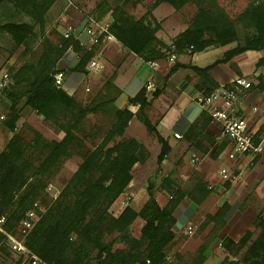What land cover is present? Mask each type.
Wrapping results in <instances>:
<instances>
[{
	"label": "trees",
	"instance_id": "1",
	"mask_svg": "<svg viewBox=\"0 0 264 264\" xmlns=\"http://www.w3.org/2000/svg\"><path fill=\"white\" fill-rule=\"evenodd\" d=\"M56 1L0 0V4L11 3L35 25H41L45 14ZM193 2H198L196 14L186 30L171 44L175 47L176 55L184 52L200 53L211 46H225L237 40L234 23L213 1L208 4L206 0H155L150 9L165 4L178 11ZM110 16L112 21L108 26V34L124 49L144 63L164 59L168 47L155 37L159 23L152 17L150 10L142 17L135 18L121 7H115ZM238 20L250 33L244 36L242 44L226 52V57L249 51H264V0L247 7ZM0 30L19 46L32 33L33 25L7 23ZM68 49L77 55L81 52L76 40L63 39L59 44L45 48L35 64H23L9 73L12 85L1 97L9 103L5 126L10 132L19 119V105H22L44 121L56 125L63 133L59 141L46 145L48 152L37 167L24 157L18 135H13L0 152V218L4 217L2 228L10 234L14 233L23 215L37 201L39 192L45 190L47 184L44 175L61 160L68 158L70 149L77 141L74 132L78 125L88 114L107 106V103L92 108L82 106L62 88L54 86L53 76L57 73V64ZM91 54L86 52L75 69H82ZM255 67L264 68V56L257 60ZM187 68L203 79L199 82V91L206 94L217 88L216 84L208 81L207 72L212 66L203 69L192 66ZM251 89L264 95V77L258 76ZM153 95L156 96L155 93ZM148 103L146 91L141 89L128 100L129 105L138 108L136 114L128 109L114 110L113 122L102 140L82 156L80 165L60 189L59 196L41 214L25 237L26 248L46 264H165L166 251L172 248L175 239L171 231L175 223L172 216L174 209L183 198L198 205L207 192L201 181L196 182L190 190H182L170 178L162 179L161 184L169 194V203L160 208L154 198V174L147 180V199L139 211L127 205L128 197L119 201L132 180V168L136 164H145L148 158L142 144L134 139H120L133 117L141 121L160 145L154 173L158 172V167L169 152L154 125L146 118L139 117ZM205 121V118H201L192 125L191 130ZM263 138L264 131L261 130L258 139ZM116 202L118 205L114 208ZM227 210L228 206L223 204L214 216L205 218L201 229L209 224H212V228L195 253L187 255L191 259L190 264H203L204 253L218 238ZM137 219L142 221L143 226L139 236L134 237L131 226ZM253 227L255 233L247 231L237 242L227 237L220 240V247L226 255L242 252V256L239 261L226 256L219 264H264V218L258 217ZM0 252L9 258L1 233Z\"/></svg>",
	"mask_w": 264,
	"mask_h": 264
},
{
	"label": "crops",
	"instance_id": "2",
	"mask_svg": "<svg viewBox=\"0 0 264 264\" xmlns=\"http://www.w3.org/2000/svg\"><path fill=\"white\" fill-rule=\"evenodd\" d=\"M154 1L145 0L140 4L148 6ZM151 15L159 23L155 37L167 47L187 28L185 22L176 20L175 10L168 5L155 6ZM69 17L67 27L73 28V37L79 43L81 55L78 57L74 51L68 49L59 60L56 69L64 76L61 88L82 106L107 103L113 110L128 109L133 114L138 108H131L128 100L141 89H145L146 97L154 99L151 102L155 116L152 124L169 148L161 163L163 167L160 165L161 169L154 173L155 166L150 169L148 167L155 164L160 145L144 132L141 125L133 123V119L130 120L124 134L142 144L149 152V158L146 164L134 166L138 181L132 176L127 192L119 201L128 197L127 205L136 212L139 211L147 199L146 181L154 174V198L160 208L169 203V194L161 184L162 179L170 178L182 190H190L196 182L201 181L207 194L200 203L197 205L188 198H183L173 211L175 223L171 231L175 239L172 249L175 257L182 254V251L195 252L212 228V224H209L201 229L205 218L214 216L226 204L228 210L223 217V227L218 238L204 253L203 264H209L212 244H216L217 251L221 248L220 240L224 237L237 242L247 231L254 230L253 225L258 217L264 218V142L261 155H241L233 157V160L228 159L231 150L229 143L218 138L217 125L192 101V97L201 92L198 87L203 79L187 67L203 69L212 66L207 72L208 81L217 87L229 85L235 77H245L251 86L255 84L258 76L264 77V68H256L255 61L235 58L233 70L229 63L222 61V55L228 49L221 47L194 54L184 52L176 55L174 64L162 60L158 62L157 69H152L124 49L112 36L110 39L106 38L99 28L92 38L88 37L83 30L85 17L80 12H72ZM66 18L69 19L68 16ZM102 21L103 25L109 26L111 16H104ZM86 52L92 53L89 60L98 59L103 63L102 71L89 72V60L82 69H75ZM147 85L153 90L147 89ZM237 109L251 130L257 133L264 131L263 94L252 89L241 93ZM201 118L207 121L198 123L191 130L192 125ZM175 134L179 138H174ZM222 168L228 170L227 179H222L219 174ZM142 194H145V198L139 199ZM136 224L140 232L143 223L137 219L132 226ZM186 225L191 227V234L187 233ZM225 256L226 253L213 257L211 264H219Z\"/></svg>",
	"mask_w": 264,
	"mask_h": 264
},
{
	"label": "rangeland",
	"instance_id": "3",
	"mask_svg": "<svg viewBox=\"0 0 264 264\" xmlns=\"http://www.w3.org/2000/svg\"><path fill=\"white\" fill-rule=\"evenodd\" d=\"M210 1L215 2L218 8L221 9L230 21L234 23L237 40L225 46L214 45L207 49L224 47L225 49H228L226 52L233 50L238 44H242L244 36L250 33V31L245 30L243 25L239 22L238 19L240 15L247 7L258 3L261 0H206L208 4H210ZM197 3L198 2L189 3L180 10L175 11L176 20H182L188 26L197 12ZM153 4L154 2L150 3L148 6H143L136 0H74L76 9L68 10L69 19L67 20L66 17L62 16L64 3L57 0L45 14L43 23L41 25H35L30 18H28L23 12L16 10L11 3L3 2L0 4V28L7 23H27L33 25V31L21 45L17 46L8 34L0 30V74L3 72L12 73L23 64H35L45 48L59 44L63 40L62 31L67 28V24H69L70 20L69 15L72 12H80L84 17H88L95 24L103 25L102 19L104 16L110 15L115 7H121V9L127 14L132 15L135 18H140L149 10L151 14L152 10L150 7L153 6ZM226 52L222 55V61L227 64L229 63V67L233 70H235V58H237V60L244 58L248 61H255L256 64L257 60L264 56V51H249L227 58ZM80 55L81 52L78 53V57H80ZM147 99H149L150 102L148 103V106L144 108L139 117L146 118L150 124L153 125L152 123L155 116L151 102L154 99ZM87 107L92 108L93 105L90 104L87 105ZM130 107L134 108L136 106L130 105ZM8 108L9 103L2 98L0 100V116L2 115L4 119L0 121V152L5 148L13 135H18L20 137L21 147L24 150V157L37 167L43 161L48 152L46 145L52 141H59V139L63 137V133L58 130L56 125L44 121L42 117L36 115L29 108L22 107V105H19V119L16 121L13 131L10 132L5 126V121L8 117ZM137 111L138 110L136 109L135 114ZM113 119L114 110L108 106H103L95 113L88 114L74 132L77 141L70 149L68 158L61 160L54 169L44 175L43 179H45V185L52 184L55 187L62 189L80 165L82 156L87 151L92 150L102 140L109 126L113 122ZM132 119L134 121L133 123L141 125L144 132H147L146 128L137 117H133ZM147 135L151 137V139H155V137L148 132ZM120 139L128 140L131 139V137L123 134ZM147 153L149 158V152L147 151ZM148 158L145 161V164L148 162ZM151 161L153 160L151 159ZM162 165L161 167H163ZM149 166L150 167L147 166L149 169L154 166L157 169L156 161L155 164L153 163ZM133 169L134 167L131 171L132 176L138 181L137 172ZM158 169H161L160 166ZM144 198L145 194H142L139 199ZM37 201H39L44 208H48L51 204V200L44 191L39 192ZM117 205L118 202L114 203L113 207L116 208ZM138 231V224L131 227L133 236H138ZM253 232L255 233V230H253ZM252 238H254V236ZM215 245L216 244L211 245L212 251L210 252L211 258L208 261L209 264L213 262V257H219L220 254L225 255L222 248H218L216 251L217 247ZM115 247L117 248L121 246ZM193 253L195 252L182 251V254H178V256L175 257V251L172 248H169L166 251L165 264H190L191 259L187 255ZM226 256L231 257L234 261H239L242 252ZM8 262L9 259L6 255L0 252V264H8Z\"/></svg>",
	"mask_w": 264,
	"mask_h": 264
},
{
	"label": "built area",
	"instance_id": "4",
	"mask_svg": "<svg viewBox=\"0 0 264 264\" xmlns=\"http://www.w3.org/2000/svg\"><path fill=\"white\" fill-rule=\"evenodd\" d=\"M64 3V10L62 12L63 17L68 16L69 9H76L74 0H59ZM84 32L92 38L97 28L106 35V38L110 39L108 34V25L95 24L88 17L84 18ZM94 25V26H92ZM63 39L73 38V28L68 26L62 32ZM75 40V39H74ZM164 61L169 64H174L176 60L175 47L170 45L168 50L164 53ZM159 61H153L146 63L152 69L158 68ZM104 68L103 63L98 59H90L87 63V69L89 72H100ZM63 73L57 71L53 76L54 86L61 88L63 81ZM12 85V80L9 73L3 72L0 74V100L2 94ZM250 83L245 77H235L229 85L220 86L208 93H196L192 97L193 103H195L202 111L208 114L210 120L218 127V138L225 139L230 147V155L228 159H234L235 156L248 155L257 156L261 155L263 148V139H258L257 131H253L249 128L246 120L242 118L237 109L239 95L250 89ZM147 89H151L150 85H147ZM153 90V89H151ZM4 117L0 116V121ZM264 127V126H263ZM174 138H179L177 134L173 135ZM195 159L192 160V163ZM222 179H227L229 176L228 170L222 168L219 171ZM44 193L49 199L54 201L60 193V189L52 184H48L45 187ZM126 205V203H123ZM46 208L42 206L39 201H35L31 208L23 215L22 219L14 229V233L10 234L3 230L4 217L0 218V233L4 236V245L9 253L8 264H46L36 255L31 253L24 245V239L28 233L32 230L35 224L40 219V216ZM192 229L187 227V233L191 234Z\"/></svg>",
	"mask_w": 264,
	"mask_h": 264
}]
</instances>
